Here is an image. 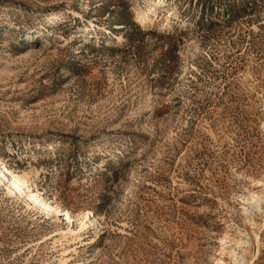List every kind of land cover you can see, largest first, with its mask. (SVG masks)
Returning <instances> with one entry per match:
<instances>
[{"label":"rangeland","instance_id":"obj_1","mask_svg":"<svg viewBox=\"0 0 264 264\" xmlns=\"http://www.w3.org/2000/svg\"><path fill=\"white\" fill-rule=\"evenodd\" d=\"M2 170L0 264H264V0H0Z\"/></svg>","mask_w":264,"mask_h":264},{"label":"bare ground","instance_id":"obj_2","mask_svg":"<svg viewBox=\"0 0 264 264\" xmlns=\"http://www.w3.org/2000/svg\"><path fill=\"white\" fill-rule=\"evenodd\" d=\"M159 3V2H158ZM142 17H144V19H146L145 15H141ZM142 19V18H141ZM4 167V166H3ZM6 168L4 167V170ZM4 170L0 171V180L1 179H5L8 183V188H15L19 194H23L29 201L32 200L35 204L38 203L41 207H43L46 210H51L53 212L56 211V208L51 207V206H47L45 204H43L42 202H40L37 198H35L33 195H31L30 193H27L24 188L22 187V185L18 182V180L16 179H10L8 178L5 174H4Z\"/></svg>","mask_w":264,"mask_h":264}]
</instances>
